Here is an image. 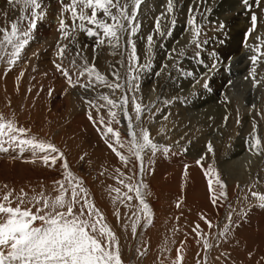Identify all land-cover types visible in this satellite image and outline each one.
<instances>
[{"label":"rangeland","instance_id":"obj_1","mask_svg":"<svg viewBox=\"0 0 264 264\" xmlns=\"http://www.w3.org/2000/svg\"><path fill=\"white\" fill-rule=\"evenodd\" d=\"M38 2L41 8L37 11L43 15L36 20V26L30 32L29 43L22 49L14 64L7 62V56L0 60V116L29 130V137L35 136L55 145L63 153V160L58 158L54 166L51 162L46 166L40 158L46 153L34 156L27 147L21 152L19 147L12 148L5 144L9 150L0 152V198L11 191L10 200L15 207L19 203L17 197L23 190L27 194L22 205L25 208L32 207L28 201L41 192L46 197L55 198L59 194L56 182L64 180L65 170L62 164L66 161L69 170L82 181L81 186L87 190L88 201L94 203L103 215L102 223L109 225L115 233L123 264H173L177 261L179 245L185 238H188L190 246L188 259L183 258L185 254L179 252L182 256L180 264H189L190 260L191 264H264V219L259 220V215H264V206L252 195L254 192L264 194L257 188L260 183L257 182V187L252 191L247 190L248 186L242 185L229 191L225 199L215 196V203L206 200L208 205L204 204L203 201L209 194L204 191L207 180L200 172L198 175L197 170H200L199 166L204 168L211 164L194 158L191 152L193 146L206 147L200 142L204 141L201 137L207 132L209 134L213 128L205 131L209 126L204 127L195 119L182 122V114L194 110L191 109L195 106H191L192 99L203 92H216L213 90L212 80L219 67L230 59L238 46L242 50L241 57L245 60L244 71L238 73L239 78L232 82L235 86L227 85L217 93L224 103L233 105L231 116L226 120V142L240 135L249 140L257 131L259 138L264 140V55L260 54L264 53V0H249L248 5L242 6V10L245 8L243 13L242 10L240 13L225 11L222 15L230 18L223 24L217 23L213 17L225 0L195 1L188 7L189 10L185 8L188 0H173L172 13H168L174 15L168 26H163L158 18L164 14L163 9L157 13L155 5L160 0H143L134 22L139 25L138 32L132 37L138 62H132L135 70L131 73L129 54L132 46L127 44V33L117 48L110 47L107 39L97 46L98 37H89L86 31H82L79 20L75 21L74 27L71 13L64 12L63 18L67 25L65 31L70 33L65 38L60 30L61 15L56 20H48L52 8L62 12L61 0ZM68 3L70 0H63V4ZM166 5L168 6V2ZM19 8L20 5L10 6L7 0H0V28L7 27L11 31V22L20 16ZM91 11L85 9L89 16ZM30 13L31 9L25 15ZM44 16L46 19H43ZM253 16L256 17L255 27L252 23ZM97 18L104 19L101 11H97ZM189 19L193 20V24L188 23ZM28 23L27 20L22 21L19 28L27 30ZM125 24L127 26V22ZM193 25H197L199 29L195 42L192 39L187 47L176 52L173 48L178 37L186 36V29ZM85 26L99 32L100 38H103L100 29L87 21ZM178 26L180 27L177 29ZM174 33L178 35L175 40L172 39ZM149 35L153 37L150 51L147 40ZM245 35L246 38L241 43ZM60 48H64L63 54L60 53ZM11 50L9 46L8 51ZM253 56H257L255 63L251 59ZM84 61H87L88 66L94 65L109 82L119 83L123 87L113 92L97 83L95 77H92L94 87H80V84L88 83L89 79L87 73L83 76L80 74ZM202 64L207 66L206 74L210 75H200L199 79L203 83L192 94L182 95L184 80L192 82ZM57 65L68 71L75 87L69 85L68 78L57 69ZM115 74H119L118 80ZM131 75L137 77L131 81V85L135 87L129 84ZM152 88L157 91V97L153 102L146 103L148 90ZM228 94L233 97L230 101L227 99ZM101 95H107L113 100L127 97L128 103L123 108L131 116L137 133L140 128L146 129L152 142L159 146L154 155L150 149L142 153V174L139 161L130 156L126 148L119 147L111 133L104 135L107 125L119 132L121 141L131 139L128 135L129 120L125 117L124 110L107 105L99 99ZM88 101H92V104ZM135 104L142 107L139 121L136 120ZM203 108L204 105L201 109ZM109 109L116 113L115 117L109 115ZM89 115L92 119H89ZM101 117L104 124L100 123ZM248 119L251 120L248 122ZM219 121L216 119L211 126H218ZM123 128L127 129L125 133ZM109 144H113L123 155L129 156L130 162L125 165ZM198 160L201 161L200 164H197ZM193 168L196 171L192 177L197 176L200 183L195 188L191 184L186 186L184 196L191 195L195 199H187L188 202H201L197 204L210 208L212 213L219 209L220 212L216 211L214 218L185 200L182 203L175 194V190L189 178ZM259 176L260 174L257 177ZM221 180L223 184L226 183L224 174ZM129 184L134 188L143 185L140 191L149 206L150 217L146 218L135 191H129L125 187ZM65 185L67 186V181ZM115 189H119V192ZM246 190L248 193H244ZM80 196L83 198L84 193H80ZM128 197L132 199L129 200ZM178 204L183 206V217L177 211ZM36 207H32L34 212ZM74 211H79V205H76ZM227 214L229 221L224 223L216 218H224ZM206 221L210 222L211 227ZM134 223L135 233L132 230ZM197 225L199 229H196ZM205 241L210 247L205 248Z\"/></svg>","mask_w":264,"mask_h":264},{"label":"snow or ice","instance_id":"obj_2","mask_svg":"<svg viewBox=\"0 0 264 264\" xmlns=\"http://www.w3.org/2000/svg\"><path fill=\"white\" fill-rule=\"evenodd\" d=\"M142 2L143 0H70V3L63 4V0H61L63 7L60 30L64 33L65 38L70 34L65 31L67 25L63 18L64 12H70L74 27L75 21L79 20V28L82 31H86L89 37H98L97 46L104 43V40L107 39L110 47L117 48L124 39L125 33H127V44L132 46V51L129 54V72L131 73L135 70L132 67V62H138L135 43L132 37L139 30V25L134 22ZM244 2L247 4V0H244ZM7 3L10 6L20 5V16L11 22V31L7 27L0 28V33H2V37H0V60L7 56V62L14 64L19 58L22 49L29 43L30 32L35 28L36 20L43 13L37 11L41 8L38 0H7ZM130 8L131 11H129ZM29 9H31L30 15H25ZM85 9L92 10L90 16L87 15ZM172 10L173 0H168V11L172 12ZM97 11L103 13L104 19L97 18ZM24 20L29 22L27 30L19 28V24ZM85 21L100 29L103 33V38H100L99 32L94 31L92 28H86ZM125 22H127V26ZM188 23L193 24V20L189 19ZM252 23L253 27H255V16L252 17ZM159 27V22H157V30H159ZM192 31L193 42H195L199 29L193 27ZM152 39L151 35L147 37L149 51L151 50ZM9 46L12 49L10 52L8 51ZM63 52L64 48H60V53L63 54ZM260 54L264 55V53ZM251 59L255 63L257 56H253ZM73 66H75V62H73ZM56 67L68 78L69 85L75 87L76 84L73 83L68 71L60 65ZM85 73L89 77L88 83L80 84V87H94L92 77H95L97 83L105 85L113 92L123 87L119 83L109 82L105 76L96 70L94 65L88 66L87 61H84L80 74L83 76ZM115 75L118 80L119 74ZM135 79H137L135 75L130 76L129 84L131 87H135V85H131V81ZM205 87H207V84H205ZM99 99L105 101L107 105H111L112 108H122L124 110V115L129 120L128 135L131 139L121 141L119 132L107 125H105L106 131L104 135L106 136L108 133H111L115 137L116 144L121 148H126L130 156H134L139 161L140 173L142 174L144 170L142 153L146 149H150L154 155L159 146L152 142L150 134L146 129L140 128L137 133L131 122V116L123 108L128 103L127 97L113 100L107 95H101ZM88 103L92 104V101H88ZM135 111L137 114L136 120L139 121L142 113L141 105L135 104ZM109 115L115 117L116 113L109 109ZM89 119H92L91 115H89ZM100 123L104 124L102 117ZM110 123L111 121H109ZM28 131L25 128L18 127L13 120H6L3 116H0V152H7L9 150L8 147L4 146L7 144L12 148L19 147L21 152L27 147L33 152L34 156L37 153H46L40 157L46 166H49V162L54 166L58 158L63 160V153H60L55 145L38 139L35 136L29 137ZM253 141L252 147L255 148L258 154L264 151L261 149L260 138L255 133L253 134ZM109 147L112 148L125 165L130 162L129 156L123 155L113 144H109ZM208 151H213L211 145L208 146ZM52 153H58L59 155H52ZM200 163L201 161L198 160L197 164ZM62 167L65 170L63 173L64 180L56 182L59 185L57 190L59 194L55 198H50L41 192L28 201V203L32 204V207L40 205V207H36L35 212L32 210V207H22L27 196L23 190H21L20 195L17 197L19 203L15 207L12 206L13 202L10 200L12 196L11 191L0 198V264H123L119 242L115 233L109 225L102 223L104 220L103 215L95 207L94 203L88 201L87 190L81 186L82 181L69 170L66 161L63 162ZM205 175L211 177L208 180L210 192L213 190V180L217 184H220L221 188L224 187L219 179V175L211 165L205 171ZM65 181H67V186L65 185ZM125 187L129 191H135L136 198L140 200V204L143 206L146 218L150 217L149 206L143 199L140 191L143 185L134 188L133 185L129 184L125 185ZM115 191L119 192V189H115ZM80 193H84L83 198H81ZM252 195L264 206V194L254 192ZM128 199L131 200L132 197H128ZM213 202L215 203V199H213ZM76 205H79L78 212L74 211ZM177 206L179 207V204ZM116 215L119 217L118 212ZM206 223H209V227H211L210 222L206 221ZM196 229H199V225L196 226ZM132 230L135 233V223L132 225ZM225 232H227V226ZM197 234L199 235L200 233L198 232ZM223 234L221 233V235ZM208 247L210 245L205 241V248ZM177 251V261H174L173 264H180L182 261V256L179 255L180 250L178 249Z\"/></svg>","mask_w":264,"mask_h":264},{"label":"bare ground","instance_id":"obj_3","mask_svg":"<svg viewBox=\"0 0 264 264\" xmlns=\"http://www.w3.org/2000/svg\"><path fill=\"white\" fill-rule=\"evenodd\" d=\"M195 1L199 2V0H188V2L185 3V5H186L185 8L187 10H189L188 7H190V5L193 4ZM248 1L249 0H247V4H245L244 0H225V2L220 5V9L222 11H219L220 10L219 9L217 11L216 15L213 18H216L217 23H220V24L226 23L229 20L230 17H228L225 14L224 15H222V14L225 11H230L228 13H232V12H235V13L239 12L240 13V11L242 10V6L243 5H248ZM167 2H168V0H160V2L155 5V6H157V13L160 11V9H163V11H164V14H163L164 18L163 17H161V18L158 17L159 20L162 21L163 26H168V24L171 21V18L174 15V14L171 15L170 13H168V6L166 5ZM54 8H52L50 10V12L52 14H51L50 18L47 17L48 20H50L52 18L54 20H56L57 16L61 15L62 12L59 11L60 9L56 10L57 8L56 9H54ZM244 10H245V8H243L242 13H243ZM52 15H55V16H52ZM46 16H44L43 19H46ZM158 18L156 17L155 19L158 21ZM237 18L239 19L240 17H237ZM238 24L241 25L242 22H238ZM180 26H178L177 29ZM193 27L198 28L197 25L189 26L188 29H186V30H188L187 33L185 32L186 36H182V37L179 36L178 37V35L177 36L175 35V33L177 31L174 33L172 39L175 40L176 37L179 38V40H177L178 38L176 39L177 43L175 44V46L173 48L174 50H176V52L177 51L179 52L182 48L187 47L189 45V43L192 41V39H193V31H192ZM54 28H57V27H54ZM244 38H246V35L242 37L241 43H242ZM241 51L242 50L240 48H238V46H237L235 48V50L233 51V53H232L233 55L230 57V59H228L225 64H222L219 67V70L216 72L215 77L212 80V87L215 88L213 90L216 91V92L215 93L214 92L210 93L209 91H207V92L200 93L197 97L192 99L191 106L194 105V104H195V106H192L191 109H194V110L191 111L190 113L184 112L182 114V118H184V119H182V122L187 120V119H189V120L190 119H195V120H197V122L198 121L201 122L202 126H204V127H208L209 126V128H205L204 129L205 131L210 130V127L213 128V130H210L209 134H207L208 133L207 132L206 134H204V136L201 137L202 139H204V141L200 140V142L203 143V145H205L206 147H204V148H196L195 146H193L192 147L193 150L191 152V155L194 158L203 159L207 164H211V166L215 169L216 173L219 175V179H220L221 183L223 181V180H221L222 174H224V176L226 178V181H225L226 183H224V184L222 183L224 185L223 188H221L220 184H217L215 182V180H213V185H212V189L213 190H212V192H210L209 191L208 180L211 177L205 175V171L209 168V166H207V167L204 166V168H202L203 166L202 167L199 166L200 170L199 169L197 170V174L199 175V172H200V174H203L205 176V179L207 180V182H206L207 184H206V187H204V191L209 193L208 194L209 198L207 196L204 199V201H203V203L206 204V205H208L206 203V200H210V201L213 202V199H215V196H220L223 199H225L226 194L229 191L234 190L236 188L238 189V187H242V185L248 186L247 190L248 191L249 190L252 191V190L255 189V187H257V186H255V184L257 182H259L260 185H258L257 188H258L259 191H263L264 192V151H262L260 154H258L256 152L255 148L252 147V144L254 143V141H253V137H251V136H250L251 139L249 138V140L248 139H244V137H242L241 135L240 136H235L228 143L226 142V120L229 117V115L231 116V113H232L231 110H232L233 105L231 103L230 104L229 103H224L221 99H219L218 94H217V93L221 92V90L224 89L225 86H227V85L229 87L230 86L231 87L235 86V84H232V82H235L236 79L239 78L238 77L239 74H241L244 71L243 68H244V64H245L244 61L245 60H244V58L242 59V57H241ZM198 68H199L200 71L195 74L192 82H189V81L187 82V81L184 80V85L181 86L183 88V93H184V94L181 93L182 95L186 96V95L192 94L197 89V87L200 85V83H203L201 78L199 79L200 75H210V74H206V73H208V68L204 64L199 65ZM156 97H157V91L155 89H153V88L149 89L148 93H147V96H146V103L153 102ZM189 97H191V96H189ZM6 98L8 100V97H6ZM232 98L233 97L228 94L227 99L230 101V99L232 100ZM254 100H256V99H254ZM201 102L203 104H201ZM162 105H165V104H162ZM175 105H177V104H175ZM203 105H204V108L201 109L203 107ZM186 106H187V104H186ZM175 107H177V106H175ZM216 119L220 120L218 126H216V127L215 126H211L212 124L215 123ZM250 120L251 119H248L247 121L249 122ZM178 122H181V121H178ZM126 130H127L126 128L122 129L123 132L126 131ZM254 133L256 135H258V131L254 132ZM258 136H260V135H258ZM260 141H261V149L264 150V145H263L264 144V140H263V138L262 139L260 138ZM200 142H198V143H200ZM198 143H195V144H198ZM209 145L212 146V149H213L212 152L208 151V146ZM176 146H178V145H176ZM165 155H168V153L165 154ZM189 155H190V153H189ZM173 156H174V154H173ZM172 159L176 160L177 157L176 158L172 157ZM195 171H196V169L193 168L192 172L189 173V178L188 179L186 178L187 180L184 181V183H182V185L180 187L178 186L179 188L177 190H175V194H177V198L179 200H181L182 203H184V200H185V202L186 201L188 202L187 199H190V200L195 199L191 195H190V197L189 196L188 197L184 196V195H186L185 194L186 193L185 192L186 191V186L191 184V187L193 188L194 186H196L198 184V182L200 183V181L197 178V176L196 177L195 176L192 177L193 175H195ZM259 174H260V176L257 177ZM254 179H255V182H252V180H254ZM247 190L244 193H248ZM159 191L161 192V188H159ZM221 193H224V194H221ZM190 194H191V192H190ZM223 199H221V201ZM188 203L193 204V206H195L196 208L204 210L207 216H211L213 218L215 217L213 215L215 214L216 211L218 213L220 212L219 209L215 210V208H214L213 210H215V212L212 213L210 208L208 209L204 205H198L197 204V203L201 204V202H197V201L196 202H190L189 201ZM238 205H239V202H238ZM182 208H183V206H179L178 209L177 208H175V209H177L179 214L183 217L184 213L182 211ZM259 216H260L259 220L261 218L264 219V215H259ZM221 217L222 216H219V217H216V218H219V220L221 222H223V223L226 220L229 221V219H227L229 217V214H227L226 217H224V218L223 217L221 218ZM206 230H208V229H206ZM188 243H189L188 238H185L184 240L181 241V244L179 245V250H180V252L182 254H185L183 258H186V260L188 259L187 252H188V249L190 248ZM191 246H192V244H191ZM192 247H194V245ZM186 264H188V263H186ZM189 264H191V260H190Z\"/></svg>","mask_w":264,"mask_h":264}]
</instances>
